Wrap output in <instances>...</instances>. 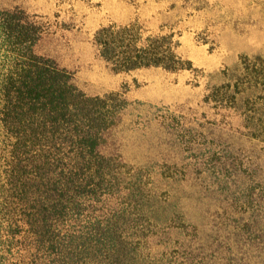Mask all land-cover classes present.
Masks as SVG:
<instances>
[{"label": "trees", "instance_id": "obj_1", "mask_svg": "<svg viewBox=\"0 0 264 264\" xmlns=\"http://www.w3.org/2000/svg\"><path fill=\"white\" fill-rule=\"evenodd\" d=\"M40 33L22 10L0 8V264H184L188 251L155 252L152 240L193 226L176 206L168 215L167 197L142 168L102 151L129 102L118 92L81 91L70 72L35 53ZM92 40L114 71L192 69L172 33L109 24ZM203 102L241 117L245 136L263 145L261 165L245 164L213 133L199 131L202 123L194 127L165 107L155 108V118L168 147L186 155L188 163L176 172L181 177L191 171L217 185L234 184V176L242 182L239 208L247 218L239 229L252 232L255 241L247 244L258 248L264 237V55H241L223 68Z\"/></svg>", "mask_w": 264, "mask_h": 264}, {"label": "rangeland", "instance_id": "obj_2", "mask_svg": "<svg viewBox=\"0 0 264 264\" xmlns=\"http://www.w3.org/2000/svg\"><path fill=\"white\" fill-rule=\"evenodd\" d=\"M0 8L22 10L40 26L35 53L70 72L85 94L118 92L129 102L122 121L107 133L102 151L118 153L142 168L154 189L167 197L168 215L176 206L194 228L157 233L152 240L155 252L174 247L188 251L184 264H264V237L263 245L250 247L246 239L255 241L252 232L244 235L239 229L247 218L239 208L242 182L234 176V184L217 185L209 175L191 171L181 177L176 172L179 164L188 163L182 160L186 155H176L168 147L155 118V108L165 107L194 127L202 123L199 131L213 133L245 164H262L263 145L245 136L241 117L204 103L203 96L206 87L219 80L220 71L239 56L264 55V0H0ZM129 23L147 34L172 33L179 42L178 55L190 61L192 69L114 71L92 38L101 27Z\"/></svg>", "mask_w": 264, "mask_h": 264}]
</instances>
